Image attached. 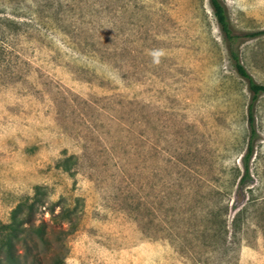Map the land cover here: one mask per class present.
Masks as SVG:
<instances>
[{
  "label": "rangeland",
  "instance_id": "374dc122",
  "mask_svg": "<svg viewBox=\"0 0 264 264\" xmlns=\"http://www.w3.org/2000/svg\"><path fill=\"white\" fill-rule=\"evenodd\" d=\"M222 2L264 85V0ZM251 97L209 0H0L1 260L22 204L23 264H264Z\"/></svg>",
  "mask_w": 264,
  "mask_h": 264
},
{
  "label": "trees",
  "instance_id": "16d2710c",
  "mask_svg": "<svg viewBox=\"0 0 264 264\" xmlns=\"http://www.w3.org/2000/svg\"><path fill=\"white\" fill-rule=\"evenodd\" d=\"M209 1L218 25L223 33L234 68L236 72L247 81L248 88L252 95L249 104L250 142L245 156V178H248L250 177L249 163L254 154V141L257 136L254 110L259 97L264 94V85L257 83L242 64L240 46L244 41L253 38L255 34L235 30L231 24L228 10L224 2H222V0ZM22 206L23 205L20 204L13 212L10 223L3 226L6 232L3 235L2 246L6 249V258H3V260L0 258V264H23V260L27 259L28 256H33L34 250L36 249L37 240H35L36 238H34L33 234H38V237L42 242L48 243V235L55 230V228L50 230L45 221L41 224H36L35 222L21 216L23 211ZM242 212L243 211H239L235 215L233 222L236 227L240 222ZM21 232L27 234L23 237L19 236ZM17 241L23 242V250L17 249ZM60 262L62 263L63 261L59 260L58 264H60Z\"/></svg>",
  "mask_w": 264,
  "mask_h": 264
}]
</instances>
